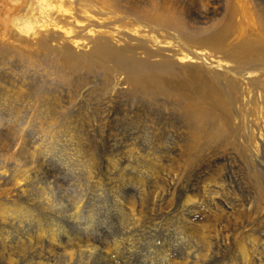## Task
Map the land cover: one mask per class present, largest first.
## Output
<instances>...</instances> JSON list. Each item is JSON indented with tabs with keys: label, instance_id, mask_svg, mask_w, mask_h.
<instances>
[{
	"label": "bare ground",
	"instance_id": "6f19581e",
	"mask_svg": "<svg viewBox=\"0 0 264 264\" xmlns=\"http://www.w3.org/2000/svg\"><path fill=\"white\" fill-rule=\"evenodd\" d=\"M102 2L118 10L110 21L117 33V22L128 19L175 42L127 35L116 45L108 31L86 28L82 42L90 48L76 53L64 38L63 63L72 74L93 75L98 66L103 79L73 77L64 95L49 83L2 87L0 78V264H264L257 234L264 232L255 226L264 221V203L250 223L256 203H227L235 176L199 166L181 174L196 159L210 171L215 158L231 153L241 129L233 105L244 92L250 110L264 114V8L255 4L259 26L248 32L235 24L234 0H226L228 14L216 28L172 0ZM47 38H39L40 49ZM206 51L222 60L207 62ZM215 214L235 227L214 225ZM239 234L236 252L226 253Z\"/></svg>",
	"mask_w": 264,
	"mask_h": 264
},
{
	"label": "rangeland",
	"instance_id": "374dc122",
	"mask_svg": "<svg viewBox=\"0 0 264 264\" xmlns=\"http://www.w3.org/2000/svg\"><path fill=\"white\" fill-rule=\"evenodd\" d=\"M172 1L178 3L179 5H182L184 9H186V12L184 11L185 15L188 11H191L193 15H196L195 12L198 13V24H200L201 21H204V23L206 24L203 23L201 25H206V27H221L224 23V18L228 14V6L226 4V0H214L213 2H206V0ZM256 3H259L260 6L264 8L263 0H234V7L237 11L235 24H237V22L241 23L243 29L247 30L248 32L252 29H257L259 26V12L257 7L255 6ZM94 5H100L99 7L103 9L102 13L99 12L94 7ZM106 5L102 2V0H0V78L4 79L2 82V87H6L5 81L9 82L10 80L14 81L15 83L19 82L25 85L27 83H39V85L42 86L43 83H49V85H53L51 87H62L65 91L64 95H66V93H68L66 90H70L72 87L71 80L75 79L73 77L78 78L81 76L86 79L87 82L93 80V78L97 81L103 79L105 77L103 74L104 71L98 66L95 68L93 75L92 72H90V74L87 73L85 69L80 70L82 73L79 71L76 74H72L69 71L68 67H66L63 63L62 50L64 49L65 43V46H68L72 51L76 53L88 51V49L90 48V43L86 44L85 42H82V40H84V38L86 37L88 29L94 31L95 34H97L98 32L108 31V37L116 45H121L124 42L123 39L128 38L127 35H130V39H132L134 36L135 38L145 39H149L150 36H156L157 42H166L170 45L174 44L175 37H173L172 35H166V33L162 31H159V35H157V33L156 35L155 33H148L146 31L147 28H145L146 26H144L143 23L132 24L128 19H124V22L122 24L117 22L118 30L121 32L117 33L112 29L114 28V24H111V22H113L117 18L114 16L115 14H119L117 13L118 10H110L107 8L108 6L106 7ZM63 9L66 13L61 12ZM84 15L92 17L95 21L100 20V22H102L101 20H104V22L106 21V24L102 25L99 23H91V25L86 27L84 25L81 26V24H78L75 19L82 20V16ZM121 16L123 17V15ZM66 30L70 31L68 33L69 35L65 33ZM57 32L60 33L57 34ZM112 32H115V34ZM67 35L74 37V40L78 39V43H80H75L74 40ZM51 36L53 38H50ZM65 36H67L68 38ZM45 37H48L52 40H49L47 38V44L44 47L45 49L42 46L41 49L44 50L42 51L40 49L41 45L39 38L45 39ZM56 37H60L61 39L58 38L59 40L57 41ZM49 41H51V43H49L48 46ZM70 43H72V45ZM76 45H78L79 47ZM59 48L62 50H60ZM204 54L209 59L207 60V62L211 60L212 63H216L217 61L222 60L219 55L214 56L209 51L204 52ZM61 61L63 64L61 63ZM226 65L228 64L226 63ZM65 68H67V70ZM100 71L102 72V74ZM70 74L72 75V77ZM99 74L102 75L103 78L99 76ZM67 76H69V78ZM110 78L115 79L116 75L114 77V74H112ZM254 78L257 77H252L251 79ZM69 79H71L69 81L71 83H66ZM244 82H246V80H244ZM243 86H245L244 83L242 84V87ZM125 87H127V85H125ZM126 91L128 94H130V96H132V94L130 93L131 91L128 87ZM250 95L251 94H249L247 91L244 92L240 97V101L234 103L233 105L234 122H237L241 126V129L237 130L238 132L236 131L234 133L233 138H235L236 141L235 143H233V145L230 146L231 149L229 150L231 153L226 155L225 158H221V156L215 158V166H213L214 164L212 163L213 165L211 164L212 166L210 171L207 168V161L204 160V162L203 159H196L192 163L182 167L183 169L181 170V174H186L188 176L196 174L198 172L197 167L199 166L200 168H203V170H205L208 174L212 173L211 171L216 168L215 170L218 169L217 171L224 170V173L235 176L237 178L235 198L227 197V203L231 204V202L235 199H240L243 197L244 199L250 198V200L256 203V210L248 220L250 221V223H253L256 221V217L261 211V204L264 203V197H262L264 195V114L261 112V110H259L260 108H257L254 111L250 110ZM159 104L160 105H158L157 107L162 111V109H164L166 106L163 102H160ZM137 107L139 110L146 111L145 108H142V106ZM146 107L148 109V106ZM4 116L5 115H2V117ZM245 120L246 122H244ZM25 121H27V119H23L22 124L25 125ZM239 131L242 132V136L240 135L241 133ZM245 138H247V141L245 140ZM223 150L224 149H222V151ZM57 154H59V152ZM231 156H233V159L231 158ZM105 193H107L106 196L107 198H109V193ZM210 218H212L214 225L218 227L223 226L226 229L235 227V220L226 217V215L218 216V214H215L214 217ZM255 226H259L258 228H260L261 231L264 232V221L262 222V224L255 223ZM255 226H253L252 230H254ZM257 234L258 236H264L262 232H258ZM236 236L237 237H235L231 241L226 253L231 254L236 252V244L238 243V241L243 239L241 234ZM260 249L261 248H259V250Z\"/></svg>",
	"mask_w": 264,
	"mask_h": 264
}]
</instances>
